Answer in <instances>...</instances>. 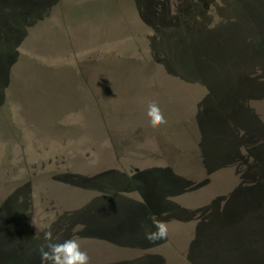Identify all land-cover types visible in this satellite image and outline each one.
I'll return each instance as SVG.
<instances>
[{"label":"rangeland","instance_id":"rangeland-1","mask_svg":"<svg viewBox=\"0 0 264 264\" xmlns=\"http://www.w3.org/2000/svg\"><path fill=\"white\" fill-rule=\"evenodd\" d=\"M45 1L43 9L30 11L18 6L13 0H0V15L7 9L12 12V15L8 13L7 17L1 18L4 22L10 21V27L24 28L26 19L40 23L31 28V39L36 41L34 45L28 44L26 39L19 38V42L15 40L16 43L13 44L0 39V65L5 62L9 67V63L13 61L14 65L21 67L23 75L21 77L19 71L18 78L25 84L24 102L28 103L26 106L21 105L28 118L29 115L32 118L36 110L44 111L48 118L42 122L44 125L48 123V129L52 127V131H61V125L70 127V130H67L70 133L64 135L65 137L54 136L49 132L37 135L36 130L27 125L23 117L18 116H25L21 111H17L19 107L8 98L2 100L6 110L3 114L6 117L0 115V193L4 194L7 200L10 199L8 204L13 202L15 207L10 214L5 207L0 208V224H3V227L15 228L16 234L22 236L23 231L27 232L31 226H39L36 223L37 217L30 219L21 209L18 200L16 205L14 193L17 192V197L23 196L21 194H24L25 189L21 186L22 183H28V180L31 182L35 175L45 172H54L58 176L67 174L75 179L77 189L83 193L79 196L85 198L86 202H92L97 196L95 194H101L100 200H122L131 207H143L146 211L155 205L164 206L168 203H176V209L184 205H190L191 208L199 205L194 209L198 208L206 215L208 209L213 206L212 202L203 200L201 203V200L193 199L196 201L193 203L191 198L179 199V194L186 190L185 186L191 187L184 178L185 169L166 163V158L176 155V149L172 145L163 146L162 142L166 141L165 134L159 137L153 133L177 131L176 128L186 130L189 124L193 125V130L200 135L199 148L210 173L226 171L230 166L237 165L239 160L247 169L261 174L257 180L264 183V131L259 130V127L264 128V118L244 105L243 101L247 96L235 97L229 93L232 99L225 100L222 94L209 84L208 76L220 78L222 75L214 60L210 65L205 59L204 66H197L195 60V68L199 74L192 70L188 63V47L182 41L184 35L181 34L185 33L178 27L175 28V23L180 19L185 23L182 31L210 34L212 30L220 29L216 26L210 31L200 24L192 29L191 25L186 23H199L205 19L217 18L224 24L222 26L231 25L226 29L227 33H233L235 30L244 38L255 41L258 46L260 42L264 45V0H62L60 3V0ZM204 5L210 13L209 17L205 10H202ZM28 16L30 17L27 18ZM214 34L213 41L217 43L212 44V40H208L210 42L206 48L220 44L221 41L215 39L218 32ZM53 35L56 38L55 43L51 41ZM20 42L24 46L17 44ZM181 51L185 54L184 58H180ZM178 53H181L180 57L177 56ZM101 56L119 60L116 63L109 60L107 64L114 69L120 67L119 71H113L118 72L119 81L122 80L121 87L127 89V93L123 95L109 96L111 106L108 113H112L113 119L123 114L124 121L120 124L114 122L112 131H107L102 142L96 131H90L92 124L88 114V102L86 97H81L80 93L84 95L85 91L81 92L82 88L78 86L80 72L90 75L93 70L92 64L83 63ZM195 58L194 56L193 59ZM132 60L142 63V69L139 63ZM152 61H155V64H150ZM149 67L150 70L146 69ZM255 75L260 78V83L258 85L254 81L249 89L264 98V70L256 72ZM66 89L69 91L64 94ZM5 93L0 87V95ZM158 93L160 97L156 98ZM102 96L106 97L105 94ZM65 97L71 101L67 104L71 105L69 112H58L57 108L54 110L52 105L57 102L61 104ZM152 99L166 120L159 128L151 126L148 116ZM237 105L242 106L250 117L246 118L249 125L234 120L233 115L240 110L234 108ZM187 112L190 113L188 116ZM52 114L56 117L64 114L65 116L53 120ZM209 117L215 119L210 121ZM34 118L41 122L37 117ZM48 129L46 131H49ZM18 132L17 136H13ZM243 132L261 142L258 152H252L243 145ZM174 135H183L187 142L193 141L192 135L185 132H177ZM158 153L161 154L160 159L154 157ZM76 165L80 170H76ZM37 166H42V169L35 171ZM9 170H12V178L6 177ZM194 170L202 175L199 167ZM6 180L8 182H5ZM195 186L203 188L193 184V188H197ZM207 188L208 186H204L203 189ZM219 190L225 192L226 188L221 187ZM33 197L32 205H40V194H34ZM26 199L28 198L25 197ZM257 202H262L261 216L243 215L233 221H226L232 222L235 227L233 233L253 253L255 259L264 263V200L259 199ZM82 203L71 207L72 210L82 209ZM213 210H219L218 206ZM188 211V208H182L178 212L179 215L186 216ZM98 213L100 218L95 214L97 225L103 217V210ZM20 214L22 216H19ZM24 237L22 239L25 241ZM91 242V247H94V243L99 244L100 241ZM226 245L231 247L232 253L236 251L234 248L238 250L237 242H234L235 247L228 242ZM15 253L7 258L5 264H26V251L19 247Z\"/></svg>","mask_w":264,"mask_h":264},{"label":"water","instance_id":"water-1","mask_svg":"<svg viewBox=\"0 0 264 264\" xmlns=\"http://www.w3.org/2000/svg\"><path fill=\"white\" fill-rule=\"evenodd\" d=\"M257 25L261 28L258 23ZM211 32H218V40L222 42L221 47L213 51V55L222 72L220 80L224 81V84L221 87L214 86V89L222 93V97L225 100L232 99L229 97V93L235 97H241L243 95L242 89H244V95L245 97L247 96L243 101L244 105L250 107L255 113L264 118V98L250 97V92L247 89L249 83L253 80L252 73L249 71L247 65L254 60L256 55L260 60H264V50L259 48L255 41L250 38H244L235 30L230 34L227 33L226 29L212 30ZM191 48L194 49L192 52L196 57L197 66H204L203 62L205 59L207 64H212L213 58H211V54L203 44L202 35L199 36L197 41L192 40ZM248 50H252L253 52H249ZM119 70L120 68L118 67L116 71ZM110 75L112 76L111 83L113 82L116 86L113 88L110 86L109 92L105 94L106 97H100L103 113L107 116L108 122L113 118L112 113H108L111 106L109 96H120V92L122 90L124 91V88L119 83L120 77L118 72H111ZM234 108L236 110L244 109L240 105ZM188 128H190L193 137V141L190 142L192 149L189 151H187L186 145L190 144L184 140V136L174 135L177 132H182L178 131L181 128H176L177 131H153V133L159 137L165 134L166 141L162 142L163 146L168 147L172 145L176 149V155L171 158H166V163L179 169H185L184 178L191 187L187 188L185 186L186 190L180 194L179 199L186 198L184 200H189L191 198L193 203H196L193 199L201 200V203L205 200L212 202L213 207L208 209L209 212L206 215L198 208L194 209L195 207H199V205H194L192 208L190 205H184L176 209V203H168L164 206L155 205L152 210L158 220L168 223L169 237L174 242L179 243L183 251H186L190 255H202L208 263L218 264L222 261H233L235 252H231V247L226 245L227 242L229 243L231 240L237 242L239 250H248V248L233 233L235 227L232 225V222L230 223L226 220L232 219L233 221L236 217L243 215L261 216L260 208L262 202H257L259 199L264 200V183L257 180V177H260L261 174L247 169L239 160L237 161V165L230 166L226 171L210 173L199 148L201 141L198 136L200 135L197 131L193 130V125L189 124ZM247 136L244 132L241 135L243 145L252 152H258L261 149L259 146L261 142L257 141L256 137L252 135V137ZM154 157L160 159L161 154H155ZM196 165L201 169L202 175H199L194 170L198 168L195 167ZM234 180L235 182L232 183ZM193 184L200 185L203 188L204 186H208V188L207 190L200 189L197 186H195L197 188H193ZM221 187L226 188V191H220L219 189ZM56 193L63 194L64 191L61 188ZM121 203L125 204L121 205ZM217 206L219 210L214 211L213 209L215 207L217 209ZM182 208H188V212L190 213L188 215L186 214V216L179 215L178 211L182 210ZM120 209L124 211H120ZM120 212H127L128 216L126 221H115V215H118ZM111 213L113 216L112 219L111 217L109 220L101 218L100 223L110 222L111 220L115 226H109L118 231L123 230L125 227H129L134 231H136L135 229H141L144 233L146 230H156L153 226V221L143 207L132 208L126 202H117L112 205ZM97 215L100 218V214L97 213ZM74 223H80L77 217H75ZM81 232L87 234L90 231L82 230ZM114 234L116 238V232ZM79 237H77L78 240ZM22 241L24 242L12 227L5 228L3 224H0V264H5L10 255L16 254L15 251L20 247V242ZM144 242L150 244L145 239ZM157 242V246L148 252L153 257V260H157V263L150 261L142 262L129 258L127 252H115L113 253L115 256L110 260L100 261L96 259L95 261H90V264H97L99 262H105L106 264H183L178 258L172 256L167 246L160 245V241ZM248 251L250 252V250ZM26 264H41L39 252H35L34 255L27 258Z\"/></svg>","mask_w":264,"mask_h":264},{"label":"trees","instance_id":"trees-1","mask_svg":"<svg viewBox=\"0 0 264 264\" xmlns=\"http://www.w3.org/2000/svg\"><path fill=\"white\" fill-rule=\"evenodd\" d=\"M16 1L18 0H13V2H16ZM202 10H205L206 14H208V17L210 16V13L207 12L208 11L207 6L205 5L202 6ZM9 11L10 10L8 9L4 10V13L0 15V39L6 43L13 44L16 42L15 40H13V38H11L12 27L9 26L10 21L4 22V20H1L2 17L4 16L7 17L8 13L9 15H12V12H9ZM213 19L214 18H212V20L205 19V21H201L199 23L190 21L189 23H186V24H189V26L191 25L190 27L192 29L196 25L200 24L204 26L206 29L209 28V30L212 27L215 28L216 26H217L216 28L220 30L229 29L231 26L228 24L226 26H222V24L220 23L222 22L221 20L217 18H215L214 20ZM3 22L7 24L9 29H7V27L3 24ZM175 24L177 25L175 28L178 27L182 33L183 32L185 33V34H181V35H184L182 41L186 43L188 49L190 50V46H191L190 43H192L191 40L196 39L197 41L199 38V36L196 35L197 32L187 33L185 31H182V29H184L185 27V23L181 21L180 19ZM15 27H18V26H15ZM20 28L23 29L22 27ZM190 33H191V36H190ZM169 38L172 39V37H169ZM202 41H204L205 47L206 45L207 46L209 45L210 41H208L207 37H203ZM167 42L170 45V42L168 39H167ZM212 42L213 44L217 43L216 41H213V40ZM17 44H21V43H17ZM261 47L264 50V45L262 42H260L259 44V48ZM181 53H182V57H180ZM181 53H178L177 56H179L180 58H184L185 54L182 51ZM187 54H188L189 65L191 66L192 70H194L198 75L199 71L197 70V68H195L196 64H195V59H193L194 57L193 52L188 51ZM109 60L115 61V63L119 62L118 59H113L112 57L111 58L107 56L95 57L91 60V62L87 60L85 61L86 63H83L86 65L92 64L93 66L92 73L88 75L85 72L84 73L80 72L81 74H79L80 76H78V84H79L78 86L82 88L81 92L84 93L85 91L84 95L81 93L80 95L81 97L82 96L86 97V100L88 102V110L90 111L88 113L90 114V120L92 124V126H90V131H96L97 136H101L99 137V139L104 138L107 134V131L112 130V124L114 122L116 124H120L124 121V115L121 114L119 117H116L115 115L116 119L112 118V120L108 122L107 116L102 113L103 108H102L101 101L99 98L102 97V94H106L107 92H109V88L111 86V80H112V76L110 74L111 72L112 73L115 72L113 70H116L107 64ZM132 61L139 63L141 65L140 69H142V66H143L142 63H140L139 61H135V60H132ZM12 62L13 61L9 63L10 64L9 67L6 66L5 62L2 65H0V87L2 88V91L4 93L6 92L5 94L0 95V115L3 116L4 115L3 112L6 113L5 112L6 110H4L5 104L4 105L2 104V100H7L8 98L10 99L11 102L15 103L19 107L17 111H21V114L22 113L25 114V116H23V114L18 115V116L23 117V119H25V121L27 122V125L29 126L31 125L36 130L35 133H37V135L39 134L42 135L41 134L42 132L44 133L49 132V133H52L54 136L62 135L63 137H65L64 135H67V133H70L69 131H67V130H70L69 129L70 127H63L60 125L59 128H62L61 131H57L56 129H55L56 131H52V127H50L51 130L48 129V126H47L48 123L47 125H44L42 122L43 120L48 118V115H46V112L44 111L41 112L40 110H36L32 114L33 115L32 118H30L31 115H29V118H28L27 112L25 113V110L22 107L23 104H25V106L28 105L27 102H24L25 84H23V81L22 80L20 81V79L18 78L20 76L19 73L11 69L12 66L14 65ZM150 64H155V61H152V63L150 62ZM150 66L152 67V65ZM151 67L146 68V69L150 70ZM22 75H23V71H21V77ZM121 81L122 80H120L119 83H121ZM66 91H69V90L66 89L64 91V94ZM122 91L120 92L119 95H123L127 93L126 88H124L123 92ZM21 95L23 97V102H22ZM159 97L160 95L158 93L156 98H159ZM69 103H71V101L67 100L65 97V99L63 100L61 104L57 102L54 106L52 105V108L54 110L55 108H57L58 112L63 110L67 113L69 112L68 110L71 108V105H67ZM45 110H47L46 107H45ZM40 112L41 114L39 115ZM65 114L62 115L61 117H56L52 114L51 118L53 120L63 118ZM34 117H37L41 122L37 121ZM44 123L46 122L44 121ZM46 129H48L49 131H46ZM18 134L19 132L14 133L13 136L15 135L17 136ZM19 140H22V139H19ZM102 141L103 139L101 140V142ZM75 168L76 170L77 169L80 170L78 168V165H76ZM41 169H42V166H37L35 171H38ZM12 170L8 171L6 177L12 178L11 176ZM45 173L35 175V178H32L31 182L27 179L28 183L25 181L22 183L21 186L23 187V189H25L24 194H21L23 196L17 197L16 195L17 192L14 193V196H15L14 198H16L14 199L16 205H17V200H18L21 203V209L24 211V213H27L30 219H34L35 217H37L38 222L36 223L39 224V226H36V225L31 226L27 232L23 231L24 235L21 236V238L24 236L26 237V240L24 242L23 241L20 242V248L21 249L23 248V250H25L27 253L25 256L26 258H30L32 255L35 254V252H38L40 245L43 243V239H42L43 231L45 230L46 226L50 225L51 230L53 231L54 235L59 237L60 241L64 239H68V238H77L81 235L82 230L83 231L89 230L90 232H88L87 234L82 233V235L79 237V240H78L81 245V250L85 251L88 254L89 261H95L96 259L100 261L110 260L112 259V257L115 256L113 255V253L115 252H127L129 254V258L139 260L142 262L150 261L152 263L153 262L157 263V260H153V257L149 255L148 252L152 250L153 248H155L158 242L146 244L144 242V232H142L141 229H135L136 231H134L129 227H125L123 230L118 231L117 229L115 228L113 229L111 227V226L113 227L115 226L111 222V220L110 222H104V223H100L99 225H97L98 221L95 220L96 213H98L100 210H103L102 218L104 220H109L111 217L112 219L113 216H112V213H110L112 211V205L114 203L124 202V201L118 200L114 202H106V201L100 200L101 194H95V196L96 195L97 196L96 197L94 196L95 198L92 201L93 203L86 202L85 198L79 196L80 194L83 195V193H80L81 190L77 189L76 187L77 184H76L75 179L70 178L69 176H67V174L58 176V175H55L54 172H45ZM5 182H8V180H6ZM234 182L235 180L232 181V183ZM61 188L63 189L64 193L57 194L56 191H59ZM34 194L35 195L40 194L41 196L40 198L41 201L39 202L40 205L37 204L36 207L32 205V199L34 198L33 197ZM24 196L28 199L25 200ZM8 200L4 196V194L0 193V208L5 207L8 211V214H10L11 211L14 210L15 207L13 205V202L12 204L11 202L8 204L7 202ZM81 203L83 205L82 209L72 210L71 207L77 206ZM122 204H125V203H121V205ZM132 208H135V207H132ZM147 210H148L147 214L149 215V217L155 216L152 209L147 208ZM120 211H124V210L120 209ZM188 213L190 212H187L186 214L188 215ZM19 216H22V214H20ZM127 216H128L127 212H120L118 215H115V221L124 222L126 221ZM75 217H77L78 221H80L79 223L80 225L74 223ZM156 219L158 218L156 217ZM13 229L15 232H17V229L15 228ZM115 232L117 236L116 238L114 234ZM170 240L171 238L168 235L167 239L161 240L159 244L167 246L168 250H171L170 252L172 256L178 258L183 264H213V263H208L202 255L188 254L186 251H183L181 249V246L179 243L174 242L173 240H171L172 241L171 243ZM91 241H100V242L99 244L94 243L93 245L94 247H91L92 246L91 243L93 244V242ZM229 243H232V247H235L233 240L229 241ZM234 249L236 251H235V258L233 261H230V260L222 261L218 264H264L263 262H259L257 258L255 259V256L253 255V253L249 251H244L242 249L237 250L236 248Z\"/></svg>","mask_w":264,"mask_h":264},{"label":"clouds","instance_id":"clouds-1","mask_svg":"<svg viewBox=\"0 0 264 264\" xmlns=\"http://www.w3.org/2000/svg\"><path fill=\"white\" fill-rule=\"evenodd\" d=\"M148 116L153 128H159L166 123V120L156 103L149 104ZM153 221L155 231L146 230L144 239L150 243L166 240L169 234L168 223L150 217ZM43 243L40 245L38 252L41 264H90L89 256L81 250V245L77 238H68L63 241L55 236L51 226H46L43 231Z\"/></svg>","mask_w":264,"mask_h":264},{"label":"flooded vegetation","instance_id":"flooded-vegetation-1","mask_svg":"<svg viewBox=\"0 0 264 264\" xmlns=\"http://www.w3.org/2000/svg\"><path fill=\"white\" fill-rule=\"evenodd\" d=\"M45 0H36V1H28V2H25V1H22V0H18L17 2H15V3H17V5L18 6H21L22 8H25V9H28V10H30V11H35V10H38L39 8H42L43 9V6H44V4H45ZM58 2V1H57ZM61 2V0L58 2V3H60ZM37 6V7H36ZM30 16H31V12H30ZM30 16H28L27 18H29ZM42 23V22H41ZM24 24V28L23 29H21L20 27H15V28H12L11 30H12V32H11V37L14 39V40H16L17 42H19L18 41V39L20 38V39H22V40H25L26 39V42L29 44V43H31V44H35L34 42H36L35 40H32L31 39V28H34L36 25H38V24H40V23H34V21H32L31 19H26V21H25V23H23ZM193 35V34H192ZM195 35V34H194ZM196 35H198V36H200V35H202V39H203V37H207L208 38V40H214V36H215V34H214V32H211L210 34H205V33H203V32H200V31H198L197 33H196ZM190 36H191V33H190ZM26 37V38H25ZM219 36H217L215 39H219L218 38ZM52 43H55V41H56V38L54 37V35H53V37H52ZM192 41V40H191ZM220 41V40H219ZM23 46H24V44L22 43V42H20ZM203 44H204V42H203ZM212 44H213V42H212ZM55 45V44H54ZM190 45H191V43H190ZM221 42H220V44H218V46L217 47H212V48H207L208 50V52L211 54V57L213 58V60L216 62V60H215V58H214V55H213V52L212 51H215V50H217L219 47H221ZM44 50H46V48H43ZM210 49H212V51L210 50ZM262 49V48H261ZM189 50V49H188ZM263 50V49H262ZM189 51H194V49L193 48H191V46H190V50ZM216 64H217V62H216ZM217 66H218V69L220 70V67H219V65L217 64ZM245 67H246V65H245ZM247 67H248V69H249V71H251V73H252V78H253V80L251 81V83H254V81L259 85V83H260V78H257L256 76L257 75H255V73L256 72H258V71H263L264 70V60H260L258 57H257V55L255 56V58H254V60H252V62L250 63V64H248L247 65ZM12 70H14V71H16V72H19V71H21V67L20 66H18V65H13L12 66V68H11ZM221 71V70H220ZM207 79H208V82H209V84H212L213 85V87L215 86V87H221L223 84H224V81H222V80H220L221 78H219V77H215V76H211V78H209V76L207 77ZM251 83H249V85H248V91L250 92L249 94V96L250 97H254V98H260L258 95H256V93L255 92H253L252 93V90L251 89H249L250 87H251ZM256 83H255V85H256ZM113 87H115V84H113V82L111 83V88H113ZM242 91H243V95H244V89H242ZM220 94H222V93H220ZM262 99V98H261ZM188 102V101H187ZM190 113L189 112H187V116L189 115ZM245 115H246V113L244 112V109H241V110H239V111H237V112H235V115H233V117H234V120H236V121H238V123H246V125H249V124H247V119H249L250 117L248 116V115H246V117H245ZM248 116V117H247ZM190 118H191V116H189ZM210 118V117H209ZM220 118V117H219ZM247 118V119H246ZM213 119H215L214 117H212V118H210L209 120L210 121H212ZM212 123V122H211ZM254 128V127H253ZM249 130H251L252 131V128H250ZM259 130L260 131H264V128H262V127H259ZM178 131H182V132H185L187 135H189V134H192V132H191V130H190V128H186V130H182V129H180V130H178ZM255 131H257L256 129H255ZM188 144H190V145H186V149H187V151H189L190 149H192L191 147H192V145H191V143L190 142H188ZM170 242L172 243V241L170 240Z\"/></svg>","mask_w":264,"mask_h":264}]
</instances>
